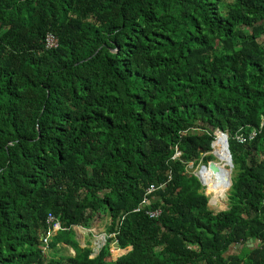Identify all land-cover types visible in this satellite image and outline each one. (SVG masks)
Here are the masks:
<instances>
[{
    "label": "trees",
    "instance_id": "obj_1",
    "mask_svg": "<svg viewBox=\"0 0 264 264\" xmlns=\"http://www.w3.org/2000/svg\"><path fill=\"white\" fill-rule=\"evenodd\" d=\"M0 264H264V0H0Z\"/></svg>",
    "mask_w": 264,
    "mask_h": 264
},
{
    "label": "rangeland",
    "instance_id": "obj_2",
    "mask_svg": "<svg viewBox=\"0 0 264 264\" xmlns=\"http://www.w3.org/2000/svg\"><path fill=\"white\" fill-rule=\"evenodd\" d=\"M227 1H230V0H227ZM216 133H217V131H215L214 132V136L216 135ZM215 138V137H214ZM218 145V144H217ZM220 145V144H219ZM218 148H219V146H217ZM222 147V146H221ZM213 150H214V146H213ZM225 153V152H224ZM180 155H181V151H179L178 150V148H177V151H176V154H175V157L177 158V157H180ZM216 157L214 156L211 160H214ZM210 161V160H209ZM208 163V162H207ZM204 164L205 165V168H207V166H208V164ZM202 164H203V162L202 161H196L195 163L194 162H189L188 164H187V166H186V170H187V172L188 173H193V174H197L198 175V171L200 170V168H201V166H202ZM202 168H204V167H202ZM201 168V169H202ZM225 168H227V166L225 167ZM233 169V168H232ZM231 175H232V172H231ZM199 176V175H198ZM200 177V176H199ZM207 186H208V183H206L205 185H203V189H204V192H205V194L208 196V198H209V200H208V206H209V209L211 210V211H213L214 213H217V212H220V211H223V210H226L227 209V206H228V204H229V201H228V192H229V189H227L225 192H224V194L223 195H221V196H219V197H217L216 199H215V201H212V199H213V193L212 192H210V191H207ZM107 217V216H106ZM106 218H103V221H101L100 223H102L103 225H104V223H105V220ZM100 223L97 225V227L98 226H100ZM111 223V222H110ZM102 225V226H103ZM91 231H95L94 233H92V234H96V236H97V239H95V240H98V245L99 246H95L94 244H92L93 243V239L92 238H89V236L87 235L86 236V234H88L87 233V231H85V230H83V229H80V231H78V234H79V236L78 237H76V239H78L79 240V242L81 243V245L84 247V242L82 241L83 240V236H86L87 237V239L88 240H90L91 241V245H90V247L94 250V254H96L98 251H100V249H101V247H102V245H104L105 243H106V240H104V238H106L107 239V236H104V233H102V232H100L99 230H91ZM82 232V233H81ZM89 232V234L91 233L90 231H88ZM109 237H111V236H109ZM87 245V244H86ZM85 245V246H86ZM60 247L61 248H64V249H60L57 253H58V255H66L67 253L69 254V255H72V256H74V251L73 252H70L69 250H71L70 248H67V247H65V245H60ZM113 248V251H112V253H115V251L116 250H114L115 249V247L113 246L112 247ZM66 249H67V251H66ZM45 251H47V249H44L42 252H43V254L45 253ZM92 255V257H95V255Z\"/></svg>",
    "mask_w": 264,
    "mask_h": 264
},
{
    "label": "built area",
    "instance_id": "obj_3",
    "mask_svg": "<svg viewBox=\"0 0 264 264\" xmlns=\"http://www.w3.org/2000/svg\"><path fill=\"white\" fill-rule=\"evenodd\" d=\"M44 44H45V47L47 49H54L57 47V40L52 34L49 33L46 35V37L44 39ZM253 135H254V133H252L250 135L249 139H252ZM235 139L241 143L245 141V139L239 134L235 136ZM156 189H157V186H155L154 184H151L147 188L146 194H149V193L155 191ZM138 210H139V207L135 211H138ZM159 213H160L159 211H154V212H150L148 214L151 217H153V216L159 215ZM46 224H47V228H46L45 234H43L40 237V241L42 244L41 251H43L44 249H47L50 238L53 235H55L56 232L64 230V227L61 226L60 222L52 214L47 215ZM104 240H106V238H104ZM102 247H103V245H102Z\"/></svg>",
    "mask_w": 264,
    "mask_h": 264
},
{
    "label": "crops",
    "instance_id": "obj_4",
    "mask_svg": "<svg viewBox=\"0 0 264 264\" xmlns=\"http://www.w3.org/2000/svg\"><path fill=\"white\" fill-rule=\"evenodd\" d=\"M223 141L224 140H221L220 142H218V144H220V145H218L219 146V150H222V149H224V144H223ZM222 146V147H221ZM104 218H106L104 221H105V223H104V225L102 224V223H100L101 221H103V219L102 220H100V221H97V223H95V225L91 228V229H85V228H83V227H78V226H75L73 229H74V231H75V233H76V237H78L79 236V234H78V231H80V229H83V230H85V231H87V233L88 234H86V236L88 235L89 236V238H92L93 240V243L92 244H94L95 246H99L98 245V240H95V239H97V236H96V234H92V233H94L93 231H91V230H99L100 232H102V233H104V236H107V227L110 225V222H111V218L109 217V216H105ZM100 223V226H98L97 227V225ZM103 225V226H102ZM88 231H90L91 233L89 234V232ZM82 233V232H81ZM86 236H83V242L85 243L84 244V247H87V246H89L90 247V245H91V241L90 240H88L87 239V237ZM78 240V239H77ZM79 241V240H78ZM80 243V242H79ZM87 244V245H86ZM86 245V246H85ZM80 246L82 247V248H84L82 245H81V243H80ZM65 247H67V248H70V247H68V246H66L65 245ZM61 249H64V248H61ZM71 250H69L70 252H73L74 250L72 249V248H70ZM93 250V249H92ZM114 250H116L115 251V253H113V254H116V253H118L119 251H120V249H118V248H116L115 247V249ZM66 251H67V249H66ZM112 251H113V248H112ZM93 252H94V250H93ZM74 253H75V251H74ZM99 253V251L96 253V254H94L95 256L97 255ZM66 255H69L68 253L66 254ZM75 255V254H74Z\"/></svg>",
    "mask_w": 264,
    "mask_h": 264
},
{
    "label": "water",
    "instance_id": "obj_5",
    "mask_svg": "<svg viewBox=\"0 0 264 264\" xmlns=\"http://www.w3.org/2000/svg\"><path fill=\"white\" fill-rule=\"evenodd\" d=\"M218 133H220L222 136H223V140H224V146H225V154L227 155V160H228V163H227V168L225 170V174H224V178H225V181H226V186H227V189H229L231 187V172H232V168H233V163H232V158H231V153H230V150H229V147H228V135L224 132H221V131H218L216 130ZM214 142H215V138L214 140L211 142V151H209L208 153H210L211 155L215 156L214 155V150H213V145H214ZM212 160L208 161V166H209V163L211 162ZM204 167L205 168V165L202 164L201 168ZM200 168V169H201ZM197 176V178L199 179V181L201 182L202 185H204V183L202 182V179L197 175V174H194ZM208 204V203H207ZM252 241L249 240V243H251Z\"/></svg>",
    "mask_w": 264,
    "mask_h": 264
},
{
    "label": "bare ground",
    "instance_id": "obj_6",
    "mask_svg": "<svg viewBox=\"0 0 264 264\" xmlns=\"http://www.w3.org/2000/svg\"><path fill=\"white\" fill-rule=\"evenodd\" d=\"M220 138H223V136L220 134V133H217V136H216V138H215V140L216 139H220ZM223 144H224V141H223ZM224 150H225V146H224ZM199 175V174H198ZM200 176V175H199ZM200 178H201V176H200ZM202 179V178H201ZM202 182H203V180H202Z\"/></svg>",
    "mask_w": 264,
    "mask_h": 264
}]
</instances>
